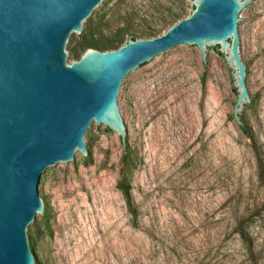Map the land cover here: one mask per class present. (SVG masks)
I'll return each mask as SVG.
<instances>
[{"label": "rangeland", "instance_id": "rangeland-1", "mask_svg": "<svg viewBox=\"0 0 264 264\" xmlns=\"http://www.w3.org/2000/svg\"><path fill=\"white\" fill-rule=\"evenodd\" d=\"M181 7L184 18L195 8L104 0L71 34L67 64L121 39L158 37ZM243 24L241 122L232 71L214 47L206 61L199 47L175 49L137 71L120 110L126 136L97 123L93 154L47 176V215L31 233L40 264H264V0L244 8Z\"/></svg>", "mask_w": 264, "mask_h": 264}, {"label": "water", "instance_id": "water-1", "mask_svg": "<svg viewBox=\"0 0 264 264\" xmlns=\"http://www.w3.org/2000/svg\"><path fill=\"white\" fill-rule=\"evenodd\" d=\"M103 1L0 0V264H40L31 233L47 215V176L78 165L80 151L93 154L97 123L126 136L120 110L137 71L175 49L199 47L206 61L218 48L232 71L239 121L249 101L240 39L254 0H191V15L164 34L90 49L67 64L71 34Z\"/></svg>", "mask_w": 264, "mask_h": 264}, {"label": "trees", "instance_id": "trees-1", "mask_svg": "<svg viewBox=\"0 0 264 264\" xmlns=\"http://www.w3.org/2000/svg\"><path fill=\"white\" fill-rule=\"evenodd\" d=\"M185 7H181L180 9H179V12L175 15V19H176V21L178 22V21H180L181 19H183L184 18V16H185ZM176 22V23H177ZM127 40H124V39H121V40H118L117 42H114L113 44H110V45H108V46H98V48L97 49H99V50H102V51H106V50H112V49H119L121 46H123V44L126 42ZM213 49H215V50H217L218 52H219V50H218V48H213ZM220 53V52H219ZM221 54V53H220ZM222 55V54H221ZM144 65V64H143ZM108 129V128H107ZM108 131H110L109 129H108ZM259 179H260V183H261V185L264 187V172L261 170V172H260V176H259ZM127 201H128V204H129V208H130V211H131V213H135V210H134V208H133V206H132V204H131V198H130V195L129 194H127ZM244 239L246 240V241H248L247 240V238H245L244 237ZM248 251H249V253L252 255L253 254V250H252V247L250 246V242L248 241Z\"/></svg>", "mask_w": 264, "mask_h": 264}]
</instances>
